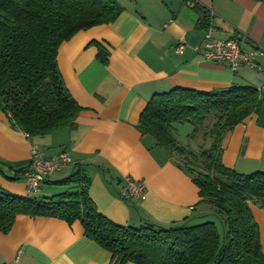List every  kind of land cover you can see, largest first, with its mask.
<instances>
[{"label": "crops", "instance_id": "obj_1", "mask_svg": "<svg viewBox=\"0 0 264 264\" xmlns=\"http://www.w3.org/2000/svg\"><path fill=\"white\" fill-rule=\"evenodd\" d=\"M118 1L123 12L114 23L80 31L58 50L62 79L82 108L76 128L28 137L0 113V161L13 173L30 165L32 148L46 157L64 152L73 164L41 186L52 185L46 197L74 189L52 182L81 169L91 180L89 195L98 211L114 223L169 226L206 214L209 207L199 203L190 175L167 158L151 136L137 130L139 117L155 94L176 87L200 92L234 86L261 90L264 55L255 57V67L233 71L205 60L199 48L212 28L214 38H235L244 52L264 51V0H186L177 15L162 0ZM197 8L207 13L206 30L198 26ZM93 42L109 51L106 65L99 62ZM179 43L186 44L182 54L174 51ZM261 97L259 110L227 132L221 143L223 165L238 173L264 171V90ZM125 177L146 183L145 197L132 201L134 206L119 195ZM0 186L13 195L30 196L23 179L9 181L0 175ZM251 209L264 254V210L254 204ZM0 263L114 264L109 252L86 238L80 222L68 225L23 215L8 234L0 233Z\"/></svg>", "mask_w": 264, "mask_h": 264}, {"label": "trees", "instance_id": "obj_2", "mask_svg": "<svg viewBox=\"0 0 264 264\" xmlns=\"http://www.w3.org/2000/svg\"><path fill=\"white\" fill-rule=\"evenodd\" d=\"M122 12L118 0H0V113L13 129L44 137L76 128L82 108L62 79L58 50L80 31L114 23ZM198 12V26L206 30L207 13ZM93 43L99 62L106 65L109 51ZM261 103V92L251 86L213 92L176 87L155 94L139 117L137 130L151 136L190 175L199 203L209 207L206 214L169 226L116 224L98 211L89 195L91 180L77 169L52 182L75 190L43 199L37 194L19 197L0 186V233L8 234L21 215L55 218L68 225L80 222L86 238L109 252L114 264H264L251 209L254 204L264 210V171L238 173L221 158L224 135L256 113ZM183 124L193 126L192 141L203 131L204 139L211 140L209 147L197 153L181 145L175 126ZM29 166L11 173L0 161V175L24 180Z\"/></svg>", "mask_w": 264, "mask_h": 264}, {"label": "built area", "instance_id": "obj_3", "mask_svg": "<svg viewBox=\"0 0 264 264\" xmlns=\"http://www.w3.org/2000/svg\"><path fill=\"white\" fill-rule=\"evenodd\" d=\"M185 49L186 44L179 43L175 46L174 51L177 54H182ZM199 51L205 60L225 64L233 71L238 70L242 66L255 67V57L264 55L263 50L244 52L241 49L240 41L235 38H214L212 28L206 30L205 38ZM263 90L264 87L259 91L262 92ZM72 164V158L64 152L54 157H46L39 149L32 148L30 166L24 174L28 194L30 196L38 194L40 187L46 184L54 174ZM146 189L144 180L125 177L121 181L119 195L124 201H134L144 198Z\"/></svg>", "mask_w": 264, "mask_h": 264}, {"label": "rangeland", "instance_id": "obj_4", "mask_svg": "<svg viewBox=\"0 0 264 264\" xmlns=\"http://www.w3.org/2000/svg\"><path fill=\"white\" fill-rule=\"evenodd\" d=\"M213 119H209L207 123L206 129H208L212 123ZM193 126L190 124H183V125H176L175 126V137L178 140V142L183 146H189L193 151L199 152L200 150L209 147L211 140H205L203 137V131L196 137L194 141L189 137V135L192 133ZM52 185H45L42 188L40 187V192L37 194V197L39 199L45 198L48 194L50 195Z\"/></svg>", "mask_w": 264, "mask_h": 264}, {"label": "water", "instance_id": "obj_5", "mask_svg": "<svg viewBox=\"0 0 264 264\" xmlns=\"http://www.w3.org/2000/svg\"><path fill=\"white\" fill-rule=\"evenodd\" d=\"M185 1L186 0H162V3L168 7L172 14L177 15Z\"/></svg>", "mask_w": 264, "mask_h": 264}]
</instances>
